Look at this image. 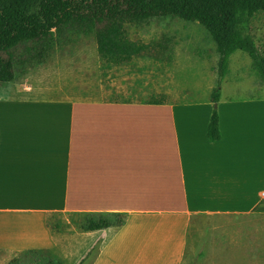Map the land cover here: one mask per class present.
Wrapping results in <instances>:
<instances>
[{
  "label": "crops",
  "instance_id": "1",
  "mask_svg": "<svg viewBox=\"0 0 264 264\" xmlns=\"http://www.w3.org/2000/svg\"><path fill=\"white\" fill-rule=\"evenodd\" d=\"M62 44L0 86V252L54 250V214H120L81 230L95 244L81 264H183L193 221L264 215V95L220 100L211 142L212 102H151L159 60L103 75L97 44L70 64Z\"/></svg>",
  "mask_w": 264,
  "mask_h": 264
},
{
  "label": "trees",
  "instance_id": "2",
  "mask_svg": "<svg viewBox=\"0 0 264 264\" xmlns=\"http://www.w3.org/2000/svg\"><path fill=\"white\" fill-rule=\"evenodd\" d=\"M259 14L264 15V0H0V86L45 63L71 32L94 34L101 60L107 66L121 67L138 57L168 51L163 45L131 41L127 25L142 26L154 19L170 18L195 22L209 32L219 54V89L211 97L207 128L208 139L217 142L222 139L220 88L232 56L237 52L246 54L264 82V50L259 48L252 30ZM171 41L164 39L166 44ZM166 101V96L151 100L155 104ZM124 224L120 214H101L87 217L81 229L96 232ZM46 264L65 263L50 259Z\"/></svg>",
  "mask_w": 264,
  "mask_h": 264
},
{
  "label": "rangeland",
  "instance_id": "3",
  "mask_svg": "<svg viewBox=\"0 0 264 264\" xmlns=\"http://www.w3.org/2000/svg\"><path fill=\"white\" fill-rule=\"evenodd\" d=\"M127 30L131 41L154 46L163 45L168 49L166 53L155 52L133 61L142 62L145 57L159 60L157 76L162 81L164 96L168 100L182 104L211 102L213 92L219 89V54L216 43L204 27L195 22L170 18L154 19L142 26L127 25ZM252 30L259 48L264 50V15L255 17ZM164 39L172 40L171 44H166ZM66 41L72 43V46L63 51L67 64L79 58L73 55L78 49L85 47V43L89 44L87 47L93 44L96 46L94 34L71 32ZM62 48L63 46H57L51 54L60 52L57 50ZM157 48L159 50V47ZM68 57L71 58L68 60ZM133 62L126 65L129 66ZM109 68L110 66L103 62V75H106ZM134 70L136 67L132 68V71ZM220 95L221 100L264 95V82L252 69V60L246 54L237 52L232 56ZM84 221V217L71 214L51 215L48 226L57 239V247L54 250L20 253L2 251L0 264H10L16 259L18 264H46L50 259L63 261L65 264H81L83 257L89 255L91 259L95 244L92 246V237L82 238L81 225ZM191 228L183 264H264V215L204 216L193 221ZM90 246L92 247L87 254L83 253Z\"/></svg>",
  "mask_w": 264,
  "mask_h": 264
}]
</instances>
